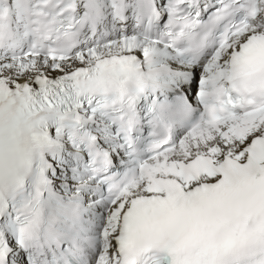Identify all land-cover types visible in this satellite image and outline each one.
I'll return each mask as SVG.
<instances>
[{"label": "snow or ice", "instance_id": "6c2138e0", "mask_svg": "<svg viewBox=\"0 0 264 264\" xmlns=\"http://www.w3.org/2000/svg\"><path fill=\"white\" fill-rule=\"evenodd\" d=\"M0 264H264V0H0Z\"/></svg>", "mask_w": 264, "mask_h": 264}]
</instances>
